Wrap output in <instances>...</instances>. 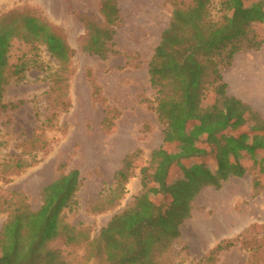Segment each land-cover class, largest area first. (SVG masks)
Instances as JSON below:
<instances>
[{"label": "rangeland", "instance_id": "374dc122", "mask_svg": "<svg viewBox=\"0 0 264 264\" xmlns=\"http://www.w3.org/2000/svg\"><path fill=\"white\" fill-rule=\"evenodd\" d=\"M239 4L249 8L252 17L248 19L264 37V0H211V12L218 19L223 13L232 14ZM119 6L122 18L115 27V48L119 53L109 54L107 60H102L83 51L86 31L80 21V17H84L97 23L104 22L100 0H0V18L25 11L46 18L66 34L75 50L69 90L71 108L60 116L59 124L64 133L49 149L33 152L31 144L35 134H41L43 139L53 134L41 127L55 104L50 86L51 75L58 68V62L45 46L40 47L38 54L47 71H30L27 80L13 82L4 93L6 103L22 101L15 110H0V213L8 216L5 224L24 204H29L32 210L39 209L42 189L60 173L77 168L83 178L80 206L75 212L65 213L64 220L92 236H98L110 218L143 191L141 169L144 167L149 174L148 196L161 204L165 215L181 217V236L159 254L157 259L161 264H247L252 250L259 245L264 246L263 121L253 112L242 116L235 111L236 115L229 118L231 123L216 126L221 134L214 135L213 139L209 137V124L206 125L204 129L208 138L198 144L193 140L197 135L193 132L198 121L189 120L186 137L190 135L196 147V152L191 154L199 151L197 145L202 154L184 158V163L171 162L164 173H158L157 162L161 156H155L153 152L162 148L174 153L181 145L179 135L169 142L165 140L163 124L155 111L156 90L148 78V63L162 31L170 22L173 6L171 0H119ZM12 43L10 63L15 64L30 46L21 39H14ZM88 70L104 89L102 95L108 104L107 109L92 96ZM204 104L217 118L231 106L232 101L224 93L212 91ZM237 119L244 122L234 123ZM245 124L252 139L243 131ZM197 132L200 131L197 129ZM242 133L243 137H240ZM162 137L164 143L161 147L152 150ZM119 140L130 143V148L137 144L142 153L122 166L131 179L118 206L106 215H98L94 211L95 204L102 199H110L115 187L113 175L118 163L109 170L108 164L112 159L111 149ZM227 141H233L237 147L225 148ZM213 142L214 148H218L216 154L209 153ZM226 156H229V162L241 165L245 173L232 175L217 187L212 181L221 179L220 162ZM192 164L195 168H208L211 177L203 178L199 191L194 190L187 197L181 180L187 178V170L192 169ZM155 174L159 175L156 177ZM187 181L192 182L190 176ZM228 182H237L241 186L224 190L223 186L230 187ZM159 184H162L161 189ZM202 191L212 193L204 196L200 195ZM219 197L225 199L223 203L214 204L220 200ZM247 229L249 232L241 236ZM229 239L235 240V249L218 253L216 245ZM50 246L65 252L84 253L83 249L66 246L62 239ZM255 259L264 264L262 255ZM88 264L107 262L101 255Z\"/></svg>", "mask_w": 264, "mask_h": 264}, {"label": "trees", "instance_id": "16d2710c", "mask_svg": "<svg viewBox=\"0 0 264 264\" xmlns=\"http://www.w3.org/2000/svg\"><path fill=\"white\" fill-rule=\"evenodd\" d=\"M171 4L173 10L170 22L154 48L148 63V73L150 85L156 90L155 111L163 124L165 140L169 142L172 137L179 135L181 145L174 153L162 148L153 152L155 156H161V160L157 162L158 173H164L171 162L184 163L182 159L202 154L198 145L199 151L191 154L196 147L191 142L190 135L186 137L188 121L198 119L196 112L204 105L210 92L224 93L227 84L224 82L223 71L232 65L235 54L240 51L259 50L264 44V37L248 19L249 16L252 17L249 8L242 4L232 14L223 13L218 19L211 12V0H171ZM100 12L104 17L103 23L80 17L86 31L82 49L88 54L107 60L109 54L119 53L115 48V27L122 18L119 0H100ZM15 14L16 16L10 14L0 18V110L9 112L19 108L22 103L4 101V93L10 84L27 80L28 73L34 69L47 71V66L38 54L40 47L45 46L58 62V68L51 75L50 86L55 104L41 127L53 134L46 139L41 134H35L31 138V144L33 152L46 150L64 133L59 118L71 108L69 90L75 50L69 44L66 34L46 18L26 11L14 12L13 15ZM14 39L23 40L30 49L17 63L11 64L10 52ZM29 53L32 54L29 56ZM87 76L92 85L94 100L107 109L108 104L102 95L104 89L97 83L91 70H88ZM233 103L238 102L234 100L221 117L213 118L214 114L211 112L199 117L203 122L199 131H205V126L209 124L211 135L216 126H225V122L235 114ZM236 122L242 123L244 120L237 119L234 123ZM197 129L198 124L193 132L197 133L193 140L199 144L202 140L199 136L202 135H198ZM226 144L225 148L237 147L233 141H227ZM214 145L215 142L211 146L210 154H216L218 150H213ZM140 153L142 150L137 148L135 152L126 155L123 164L139 157ZM228 158L226 156L220 162L221 179L214 178L212 181L217 187H220L222 180L245 173L241 165L229 162ZM141 171L143 191L116 213L101 228L98 236H92L64 220L65 213L75 212L80 206L79 195L83 178L77 168L60 173L42 189V204L39 209L32 210L29 204H24L11 221L4 225V238L0 242L3 243L0 264H88L101 255L107 264H161L157 259L159 254L169 249L181 236V217L165 215L161 204L155 203L148 196L149 174L144 167ZM208 173V168H195V164H192V169L187 170V178L181 180L187 197L192 192L199 191L203 178L211 177ZM158 175L155 174L156 177ZM189 176L191 183L187 181ZM130 179L131 175L123 169L115 173L112 195L110 199H102L95 204L96 214L109 212L118 206L119 200L126 194ZM159 185L161 189L162 184ZM247 232L248 229L244 230L241 236ZM59 239L66 246L83 249L84 253L65 252L50 246ZM235 245V240L229 239L219 242L215 250L220 253ZM254 255L255 258L262 255L263 259L264 246L259 245L252 250L248 264H260Z\"/></svg>", "mask_w": 264, "mask_h": 264}, {"label": "crops", "instance_id": "0c3cea01", "mask_svg": "<svg viewBox=\"0 0 264 264\" xmlns=\"http://www.w3.org/2000/svg\"><path fill=\"white\" fill-rule=\"evenodd\" d=\"M148 78H149V74H148ZM223 78H224V82L227 84L226 90L224 91V95L227 96L228 99H230L232 102L236 100L239 103V104L233 103L234 111H236L237 114L242 115V116L244 115L246 116L247 113L253 112L261 117L263 121V125H264V44L259 50L240 51L236 53L234 56L232 65L228 69L223 71ZM209 112L210 111L208 110L207 105L205 104L196 112V116H198V119H197L198 131H199V127L201 126L200 124L203 123L199 117H202V115L209 113ZM213 118H215V116ZM221 121L222 123H224L223 119H221ZM214 123L217 124L215 120H214ZM229 123L231 122L226 121L225 125ZM227 130L228 129L226 128L225 131ZM243 131L245 134L249 133V138L252 139L251 132L250 130L247 129L246 124H245V129H243ZM217 134L220 135L221 133L219 131L217 132V130L215 129L214 133L209 135V137L213 139L215 138L214 135H217ZM198 135H202V137L199 136L200 139H205L206 137L208 138V136H206L207 135L206 131L198 132ZM241 135L243 136V133ZM163 143H164V138L162 137L158 144H155L152 146V150L156 148H160ZM130 146H131L130 143L125 144L124 140L123 141L119 140L116 143V145L111 149L112 159L108 164V170L118 163V167L115 169L114 175L118 170L122 169V166L124 165L123 161L126 155L135 152L136 149L138 148L137 144L134 145V147L132 148H130ZM126 148H128L127 151H126ZM213 150H217V149L213 148ZM114 175H113V179H114ZM228 183H230V187L223 186L224 190L227 188L239 189L241 186V184L237 182H228ZM210 193L212 192L202 191L200 195L205 196L206 194L208 195ZM235 193L236 195H241L240 192L238 193L235 192ZM220 198L221 197H219V199ZM222 198H225V197H222ZM224 200L220 199L218 202H214V204H219L220 202L222 204ZM110 212H112V210L109 212L103 213L101 215H106ZM7 218H8L7 214L4 216L2 213H0V242L4 238L3 227H4V224ZM2 244L3 243H0V252H2L3 250ZM233 249H235V247H232L231 251ZM234 264H237V263H234ZM247 264H248V261H247Z\"/></svg>", "mask_w": 264, "mask_h": 264}]
</instances>
